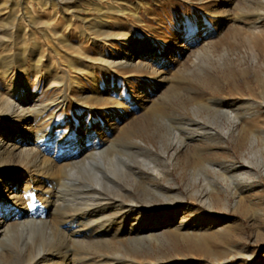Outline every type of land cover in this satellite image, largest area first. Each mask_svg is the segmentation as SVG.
I'll return each mask as SVG.
<instances>
[{"label":"rangeland","instance_id":"obj_1","mask_svg":"<svg viewBox=\"0 0 264 264\" xmlns=\"http://www.w3.org/2000/svg\"><path fill=\"white\" fill-rule=\"evenodd\" d=\"M0 19L8 24L0 31V94L15 104L51 102L41 115L0 113V220L16 231L0 247L2 263L26 240L16 222L43 210L45 191L62 177L40 158L60 166L78 150L162 124L185 125L193 140L120 236L117 222L103 238L68 246L75 263L264 264V137L248 140L264 132V0H0ZM5 56L13 63L3 75ZM219 125L226 133L217 136ZM206 133L215 136L210 146ZM24 146L30 154L18 151ZM200 148L215 163L249 155L247 184L193 172L186 160ZM132 222L151 229L124 239ZM31 235L26 251L47 244L41 232Z\"/></svg>","mask_w":264,"mask_h":264},{"label":"bare ground","instance_id":"obj_2","mask_svg":"<svg viewBox=\"0 0 264 264\" xmlns=\"http://www.w3.org/2000/svg\"><path fill=\"white\" fill-rule=\"evenodd\" d=\"M98 20L101 19L98 18ZM0 22L2 23V20ZM101 23L103 24V22ZM7 25V23L0 24V31L4 30ZM2 35L3 34H1V36ZM3 39L4 37H0V40ZM4 46H2V48ZM41 56L42 55H40V58ZM12 58L13 57L8 56L2 58V65L5 67L2 71L3 75L7 73L9 74V69H11V65L9 64L13 63L11 61ZM36 60L38 61V59ZM36 60L33 64L37 66L38 64ZM108 63L110 65V62ZM8 87H11L12 91V86L9 85ZM64 100L65 96L62 97L60 102L63 103ZM210 101L212 105L218 103L215 100ZM15 105L20 106L15 108ZM50 105L51 102L41 104L39 101L36 102L34 100H28V98L22 97L15 104V101L13 98H11V96L6 95L4 97L0 94V113L3 114L12 113L14 110H16L20 115L22 113L24 114V112L27 110H33L36 115H41L44 111L49 110ZM217 113L219 115L223 114L224 110L218 108ZM51 114L52 113H50V115ZM161 125L152 129L148 127L142 129L140 131L142 136L139 137L132 138L130 136L129 138L121 141H109L105 145H96L93 150L86 153L84 150H78V152L72 154L71 157L65 158V162L60 166L54 162L47 161L44 157L40 158L39 161L41 164H43L42 166H46V169L50 171L51 174L57 175L61 173L62 177L60 180L58 179L59 181H57L56 188H51L45 191L46 196L43 197L42 201L45 208H47L46 211L45 208L43 210H37L34 214H32V216H30V218L16 222L18 227L21 228L19 230L25 233V235L22 233L21 236H23V238L25 237L26 240H22L19 248H15L16 250L13 249L9 252V254H11V258H13V262H11V264H76L75 262L78 260L75 258L74 253L70 252L68 246H73L79 243L88 244L90 242L86 243V240L90 241L103 238L109 231L108 226L117 224V222L118 226L113 234L120 236L118 232L120 231L121 224L128 223L127 219L130 218L131 214L140 212V210H138V206L141 204L139 205L138 203L147 202L153 197V189H155L157 182L165 179L164 177L167 176L170 167L176 164V160L178 159L176 158V152L180 149V147H186L188 143L193 140L191 136H188L189 129L187 130L185 125H181L176 128L175 125H173L174 131L171 128ZM202 128L204 127L202 126ZM218 129L219 131L216 133L217 136L226 133L224 132L222 125H219ZM249 135L250 139L248 140L249 143L252 144L259 141V139H262L264 137V132L260 130V132H251ZM203 137L204 138L202 139H204L203 141H205L207 145L210 146L212 143H214V134L212 135L211 133H206ZM29 150L32 149L26 146L18 149L20 153L27 151V153L30 154ZM170 150H172V152L168 153ZM206 150L207 148H200V151L191 153V156L189 155L190 158H187L186 164L191 166V170L193 172L200 173V170H202L210 173L213 176V179L218 175L227 176L231 181L235 180L242 182L243 184H247V180H249V174H252V166L254 164L249 155H244L245 152L241 153L240 158L242 160L240 162L238 160L232 159V161L223 160L215 163L210 161L208 157V159L203 157V152ZM262 159L260 161H262ZM261 173H264L263 169L261 170ZM166 180L170 181L171 178H166ZM162 196L163 198L168 197L165 194H162ZM47 211L50 214H57V218L53 222L43 218L44 215L48 213ZM36 215H38L39 218H35ZM66 224L68 226H66ZM133 224L134 222L130 223L128 231L123 232L125 237H127L124 239L128 240L134 239L135 237L138 238L139 236H143L144 233L150 231L151 229L150 226L135 227ZM14 231L15 230L11 229L10 224L6 219L0 220V247L6 240L8 241V239L12 238ZM38 232H41V237L46 240L45 242L47 244H43L42 246L38 245L37 247L26 251V246L28 244L27 242H29L27 239H31L28 237L32 236L31 233ZM52 237H54V242L51 241ZM106 238H104V240ZM97 242L99 241L97 240ZM15 245H17V243ZM0 264L4 263L0 261Z\"/></svg>","mask_w":264,"mask_h":264}]
</instances>
